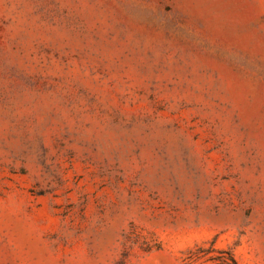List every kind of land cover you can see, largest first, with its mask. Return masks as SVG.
Wrapping results in <instances>:
<instances>
[{
    "label": "rangeland",
    "instance_id": "obj_1",
    "mask_svg": "<svg viewBox=\"0 0 264 264\" xmlns=\"http://www.w3.org/2000/svg\"><path fill=\"white\" fill-rule=\"evenodd\" d=\"M0 264H264V0H0Z\"/></svg>",
    "mask_w": 264,
    "mask_h": 264
},
{
    "label": "trees",
    "instance_id": "obj_2",
    "mask_svg": "<svg viewBox=\"0 0 264 264\" xmlns=\"http://www.w3.org/2000/svg\"><path fill=\"white\" fill-rule=\"evenodd\" d=\"M232 257V256H231ZM232 261H234V263H235V260L233 259V257H232Z\"/></svg>",
    "mask_w": 264,
    "mask_h": 264
}]
</instances>
